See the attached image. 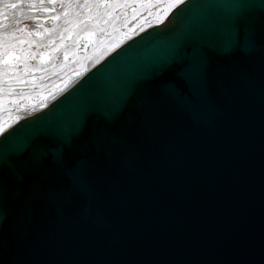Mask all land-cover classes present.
Listing matches in <instances>:
<instances>
[{"label": "snow or ice", "instance_id": "6c2138e0", "mask_svg": "<svg viewBox=\"0 0 264 264\" xmlns=\"http://www.w3.org/2000/svg\"><path fill=\"white\" fill-rule=\"evenodd\" d=\"M256 112L261 224L235 243L258 260L154 264H264V0H0V264H120L39 257L158 222L205 133Z\"/></svg>", "mask_w": 264, "mask_h": 264}, {"label": "water", "instance_id": "95a60500", "mask_svg": "<svg viewBox=\"0 0 264 264\" xmlns=\"http://www.w3.org/2000/svg\"><path fill=\"white\" fill-rule=\"evenodd\" d=\"M211 3L212 0H197ZM205 147L212 154L207 172L193 164L184 178V193L146 229L132 230L120 241L87 249H51L40 259L108 260L120 264H154L157 261L196 259L258 260L235 243L244 222L253 238L261 224L260 186L262 136L259 112L237 128L230 117L205 133ZM246 186V189H245ZM175 182L161 188V197L174 195ZM138 215L142 210L137 208ZM243 212V215H242Z\"/></svg>", "mask_w": 264, "mask_h": 264}, {"label": "flooded vegetation", "instance_id": "af4514ba", "mask_svg": "<svg viewBox=\"0 0 264 264\" xmlns=\"http://www.w3.org/2000/svg\"><path fill=\"white\" fill-rule=\"evenodd\" d=\"M50 26V25H49ZM71 41L68 42V44L70 43ZM44 43H47V40H44ZM45 83H48L47 81H45ZM6 118V117H5Z\"/></svg>", "mask_w": 264, "mask_h": 264}]
</instances>
